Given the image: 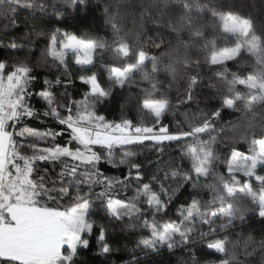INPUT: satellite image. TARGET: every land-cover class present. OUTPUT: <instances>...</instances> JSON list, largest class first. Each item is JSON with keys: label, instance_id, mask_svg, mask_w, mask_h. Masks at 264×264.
Returning a JSON list of instances; mask_svg holds the SVG:
<instances>
[{"label": "snow or ice", "instance_id": "obj_1", "mask_svg": "<svg viewBox=\"0 0 264 264\" xmlns=\"http://www.w3.org/2000/svg\"><path fill=\"white\" fill-rule=\"evenodd\" d=\"M100 2L110 38L60 27L37 30L50 9L59 16L58 5L77 8L84 0H0V264H78L92 237L97 254L108 256L113 249L107 226L95 219L99 211L109 223L128 218L144 233L128 264H140L137 251L146 258L196 240L218 254V264H264V238L245 236L246 229L237 226L253 218L249 213L264 224V31L223 0ZM129 10L132 28L126 30ZM20 15L24 34L17 37L11 33L20 29ZM34 36H47L46 57L59 73L46 77L39 91L33 66L20 55ZM149 42L160 52L150 53ZM244 57L250 71L229 74L228 62ZM97 63L105 68L106 83L92 71ZM161 74L169 88L182 82L175 101ZM76 79L84 86L80 99L68 91ZM133 85L141 93L135 97L137 121L99 114L98 106L114 89ZM204 87L216 90V103L201 107ZM185 105L188 110L180 112ZM225 113L235 119L225 120ZM169 114L171 124L165 123ZM33 122L46 127L40 130ZM241 129L239 139L229 135ZM237 143L247 144V151ZM173 145L181 163L146 180L142 163L133 159L136 149L155 151L157 166ZM221 145L228 149L224 170L217 169ZM105 164L121 174L108 175ZM188 188V200L170 214ZM256 255L259 261L250 259Z\"/></svg>", "mask_w": 264, "mask_h": 264}, {"label": "trees", "instance_id": "obj_2", "mask_svg": "<svg viewBox=\"0 0 264 264\" xmlns=\"http://www.w3.org/2000/svg\"><path fill=\"white\" fill-rule=\"evenodd\" d=\"M105 2H111V0H105ZM139 3L140 0H137ZM144 3H149L150 0H143ZM223 3L227 6L235 5L237 11H241L246 15H250L254 23L256 25L257 31H264V0H223ZM60 15L52 14L51 9L49 10V14L42 19H40L36 28L46 29V30H54L56 27L64 28L69 32H74L77 35H90L94 37H111V30L109 25L107 24V17L104 13V4L100 2V0H84L83 4H80L77 8L65 7L64 5H58ZM138 12V10H137ZM128 16L127 21L125 22V28H132V15L131 10L125 13ZM62 16V18H61ZM32 25H29L31 27ZM2 27V25H0ZM153 25L149 24L148 28L151 29ZM162 33H164L165 38L167 37L166 30L162 29ZM24 34V23H21V27L19 30L14 31L11 35H15L17 37H21ZM149 35L156 37L157 33L150 32ZM26 44L29 45L25 47L24 50L20 53L21 58L28 57L29 62L33 66V75L37 77L35 83L34 91H39V89L43 86V81L47 77L49 79H53L55 75L59 74L56 68L51 67V61L46 57L45 48L47 45V36H34L32 40L26 41ZM160 49H155V53H159ZM4 56V51L0 49V57ZM203 57H201L202 59ZM68 60L69 69L73 72L75 77L76 67L72 62V57H66ZM247 57H244L240 60L239 63L234 61L228 62V70L229 74L233 71H238L240 73H247L250 71L248 64L246 63ZM108 63H111V59L108 58ZM102 66V69L105 72V68L101 63H97ZM63 69H60L62 71ZM205 73L210 75V70L208 68L204 69ZM107 75V74H106ZM209 75H205L204 83L207 85L209 83ZM161 79L164 81L163 88L165 91L171 92V98L175 101L178 91H182L183 89L180 87L182 82H173L171 88L168 87V83L165 80L163 74H161ZM211 80L214 82L215 77L211 76ZM223 88V85H219ZM84 86L79 84L78 79H76L74 86L68 89L69 93L75 99H80L82 95V89ZM56 91H63V88L55 89ZM202 93L206 95H202L200 97V105L204 106L205 103L211 101L212 104L216 103L215 100L212 99L215 93V89H209L208 87H204L200 90ZM140 89L133 86L125 87L124 89L116 88L113 91L112 96L106 101L104 104L98 106L97 111L99 114L104 115L108 120H116L119 121L122 117L129 118L134 121L139 119L138 110H137V102L135 97L140 95ZM33 104L39 109L41 108V102L37 99H33ZM187 105L182 106L180 112L188 110ZM192 109H195V102L191 106ZM236 114L225 113V120L235 119ZM177 117L179 118V113H177ZM173 116L169 114L165 123H173ZM33 126L43 130L45 125H40L38 122H33ZM242 132L238 130L236 132H230L229 135L236 136L239 139V136ZM257 133L260 134V130L257 129ZM240 151H247V144L237 143L235 145ZM137 156L133 159L138 160L143 165V172L146 180L150 179L155 173L158 172L159 169H164L172 162L176 164H180V156L178 154L177 147L173 145L171 148H166L164 154L159 157L163 161V163L153 166V162L157 161L158 156L155 151H152L148 148H137ZM228 152V149L223 145L220 146V156L221 161L217 162V169L224 170L225 164L222 162L224 155ZM187 163L186 161L184 162ZM103 170L108 175H120L121 170L111 169L108 165L102 166ZM162 175V172H161ZM244 179V178H242ZM191 188L187 190H183L181 194L178 196L177 200L173 202L170 207V214H175L176 208L181 204L188 200ZM199 195L201 198H208L209 193L207 191H200ZM250 216H253L252 219L246 220L242 225L238 224V227H243L246 229L244 232L245 236L253 235L257 241L261 238H264V224H261L258 216H255L253 213H249ZM97 223H103L107 226L108 229V237L109 243L113 249V251L108 256H102L97 254V245L95 237L90 238L91 246L87 250H83L81 253L80 260L78 264H128V261L131 260V250L135 247L136 241L140 238V236L144 233L134 232L128 230L126 226L131 223L128 218H125L123 222L109 223L107 218L104 217L103 212L99 211L95 216ZM229 232H234L233 229H228ZM224 233L221 232L220 235ZM235 238V237H233ZM137 256L141 257L140 264H194L193 256H195V264H218V254L211 253L210 250L207 249L205 243L200 240H196L193 242V245L185 248V247H177L172 251L167 249H163L159 254H149L146 258H144V254L137 251ZM252 260L259 261L261 256L256 255L250 257Z\"/></svg>", "mask_w": 264, "mask_h": 264}, {"label": "rangeland", "instance_id": "obj_3", "mask_svg": "<svg viewBox=\"0 0 264 264\" xmlns=\"http://www.w3.org/2000/svg\"><path fill=\"white\" fill-rule=\"evenodd\" d=\"M19 19H20V22L22 23V22L24 21V19H25V16H24V15H20ZM62 30H66V29L62 28ZM155 49H156V47H154L150 42L147 44V50H148L150 53H155ZM69 56H71V54H69ZM92 71L97 72V73L100 75L101 80L104 81V82L106 83V74L104 73V71H103L101 65H98V64H97L96 67H94V68L92 69ZM132 194H133V193H132V190L129 189L127 195L130 196V195H132ZM122 196H123V194H122ZM126 228H127L128 230H131V231H134V232H141V229H140L139 227H136L135 229H133V228L131 227V223H129V224L126 226Z\"/></svg>", "mask_w": 264, "mask_h": 264}]
</instances>
